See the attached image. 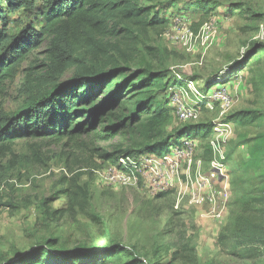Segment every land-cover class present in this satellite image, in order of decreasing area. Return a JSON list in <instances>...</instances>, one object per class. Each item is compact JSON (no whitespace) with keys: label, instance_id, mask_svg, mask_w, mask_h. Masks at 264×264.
<instances>
[{"label":"rangeland","instance_id":"374dc122","mask_svg":"<svg viewBox=\"0 0 264 264\" xmlns=\"http://www.w3.org/2000/svg\"><path fill=\"white\" fill-rule=\"evenodd\" d=\"M184 1L188 0H180L179 6ZM216 1L221 5L211 15L219 20V28L208 47L198 45L194 51L188 52L166 35L165 28L156 27L141 33L140 44L136 46L137 62L142 65L164 64L173 75L191 79L196 75L206 76L260 41L264 0ZM232 1L244 2L249 10L244 14L227 15L226 5ZM45 5L42 0H32L27 7L6 10V18L0 19V28H6L14 40L28 31H39L45 24V20L40 18ZM174 11L171 9L168 13L171 18L169 26L177 16H172ZM253 12L259 15L254 17ZM199 17L200 13L191 15L193 20ZM194 29L198 30V26ZM48 48L49 41H43L20 62L15 77L0 84L1 111L6 114L16 112L28 93L43 91L49 86L53 76L49 75L46 67ZM72 75L73 70H68L62 80ZM224 86L232 88V106L223 110L221 103H213L212 108L207 106L201 111L196 122L213 121L215 126H219L225 123L223 120L228 114L238 110L256 111L261 116L246 125L230 123L229 127L220 126L221 131L214 129V135L209 139H197L199 143L194 155L175 168L174 185L162 191L166 192L164 194L148 181L146 172L149 168L139 171L142 176L136 185L123 186L105 180V172L117 168V165L99 154L102 149L110 150L120 141V136L105 140L85 134L77 139L55 140L51 145L43 141L42 162L34 160L32 147L41 142L40 139H18L12 145V152L0 157V258L27 251L39 240L58 237L60 243L68 248L121 241L134 247L148 262L159 260L165 264H250L254 260L264 261V247L259 251H248V248L218 242L219 233L229 222L231 212L237 211L239 203L246 199L245 195L252 201L260 197L252 212L257 220L264 221V59L254 65L253 71L248 72L245 68ZM219 87L221 84L213 86L211 91ZM175 122L195 123L180 122L176 117ZM217 136L225 138V141L222 138L218 141L228 164L230 185L223 217H213L210 206L190 204L189 199L176 209L178 192L187 175H194L198 170L211 173V162L215 156L210 139ZM247 140L253 141L247 143ZM255 144L262 147L260 163L249 165L247 160ZM93 148L99 149L93 151ZM157 157L161 160L160 156ZM76 174H82L80 183L86 184L91 192L84 212L72 211L67 197L60 192L67 186L63 178ZM46 198H50L49 206L53 210L60 211L55 216L44 212ZM251 252L255 256L245 255Z\"/></svg>","mask_w":264,"mask_h":264},{"label":"trees","instance_id":"16d2710c","mask_svg":"<svg viewBox=\"0 0 264 264\" xmlns=\"http://www.w3.org/2000/svg\"><path fill=\"white\" fill-rule=\"evenodd\" d=\"M42 1L46 5L40 18L45 24L39 31H28L14 40L6 28H0V84L14 78L20 62L46 40L49 41L46 67L53 76L45 90L28 93L16 112L6 114L0 110V157L11 153L12 145L23 138L41 140L32 147L34 160L42 162L43 141L51 145L55 140H72L85 134L105 140L120 136L110 150L102 149L99 154L119 166L122 156H162L185 140L211 137L216 125L213 121L175 122L171 88L184 85L190 78L173 75L164 64H139L136 46L140 44L141 33L156 27L166 31L171 23L168 16L171 9L175 10L172 16L200 13L194 20V27H199L221 5L218 1L188 0L182 6L180 0ZM31 4L32 0H0V19L6 18V10ZM226 7L227 15L249 10L241 1H232ZM263 57L264 43L257 41L244 54L219 65L206 76H193L191 79L198 81L203 93L199 99L202 108L207 109L211 102L213 86L231 83L245 68L253 71ZM68 70H73V75L62 80ZM260 116L256 111L238 110L228 114L223 122L246 125ZM261 152L262 147L255 144L247 164L260 163ZM81 175L64 177L67 186L60 192L67 197L72 211L84 212L91 192L86 184L80 183ZM243 197L246 199L239 203L237 211L231 212L218 242L259 251L264 247V221L257 220L252 210L260 197L255 201L247 195ZM49 203L50 198H46L44 212L55 216L60 211L53 210ZM59 240L58 237L39 240L8 264H165L159 260L148 262L134 247L121 241L68 248ZM245 255L255 256L252 252ZM250 264L264 261L254 260Z\"/></svg>","mask_w":264,"mask_h":264},{"label":"built area","instance_id":"2783aa9c","mask_svg":"<svg viewBox=\"0 0 264 264\" xmlns=\"http://www.w3.org/2000/svg\"><path fill=\"white\" fill-rule=\"evenodd\" d=\"M175 15L177 16L172 25L166 29V35H169L172 41L182 45L188 52L194 51L198 45L208 47L213 42L219 28V20L216 17H210L198 27V30H195L191 14ZM260 31V41L264 43V22L260 26ZM202 96L203 93L199 88L198 81L193 79L187 80L184 85L171 88L170 104L173 108L174 117L180 122L199 121L203 110L199 104V99ZM210 99L208 108L213 107V101L221 103L223 110L229 109L233 103L230 91L224 86L211 91ZM220 126L229 127L230 123L215 126L216 132L221 131ZM219 138L225 141L223 136L210 139V145L215 156L211 162V173L198 170L194 175H187L185 184L178 192L176 209H179L184 201L189 199L190 204L210 206L213 217L217 219L223 217L226 201L230 195V185L228 164L224 161V152L218 141ZM196 141L197 139L185 140L182 145L175 146L172 151L160 156L161 160H157L158 155L156 154H145L139 158L122 156L118 162L119 166L106 171L104 178L111 184L132 186L140 181L142 175L139 171L149 168L146 172V176L150 179L148 181L158 192H162L174 185L173 173L175 168L181 162L192 158L198 147L197 143H199Z\"/></svg>","mask_w":264,"mask_h":264},{"label":"water","instance_id":"95a60500","mask_svg":"<svg viewBox=\"0 0 264 264\" xmlns=\"http://www.w3.org/2000/svg\"><path fill=\"white\" fill-rule=\"evenodd\" d=\"M253 54V53H252ZM26 251L24 252H18V254L15 255H8V256H4L1 260H0V264H8L9 262H12L14 259L18 258L19 256H21L22 254H24Z\"/></svg>","mask_w":264,"mask_h":264},{"label":"crops","instance_id":"0c3cea01","mask_svg":"<svg viewBox=\"0 0 264 264\" xmlns=\"http://www.w3.org/2000/svg\"><path fill=\"white\" fill-rule=\"evenodd\" d=\"M221 86H224V85H221ZM224 87H226V86H224ZM229 91H231V87L230 88H228V87H226ZM214 135V132L211 134V136H213Z\"/></svg>","mask_w":264,"mask_h":264}]
</instances>
